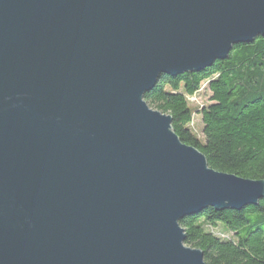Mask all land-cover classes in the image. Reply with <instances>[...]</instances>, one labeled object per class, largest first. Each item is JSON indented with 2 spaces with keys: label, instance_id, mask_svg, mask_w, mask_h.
Segmentation results:
<instances>
[{
  "label": "water",
  "instance_id": "1",
  "mask_svg": "<svg viewBox=\"0 0 264 264\" xmlns=\"http://www.w3.org/2000/svg\"><path fill=\"white\" fill-rule=\"evenodd\" d=\"M264 35V0H0V264H207L180 221L264 198L147 91Z\"/></svg>",
  "mask_w": 264,
  "mask_h": 264
},
{
  "label": "trees",
  "instance_id": "2",
  "mask_svg": "<svg viewBox=\"0 0 264 264\" xmlns=\"http://www.w3.org/2000/svg\"><path fill=\"white\" fill-rule=\"evenodd\" d=\"M145 99L170 113L181 139L216 170L264 178V35L238 42L227 59L200 71L161 76ZM180 223L207 264H264V198L241 209L210 205Z\"/></svg>",
  "mask_w": 264,
  "mask_h": 264
},
{
  "label": "built area",
  "instance_id": "3",
  "mask_svg": "<svg viewBox=\"0 0 264 264\" xmlns=\"http://www.w3.org/2000/svg\"><path fill=\"white\" fill-rule=\"evenodd\" d=\"M191 99L197 103H200V104L202 102L201 97L199 95H194L191 97Z\"/></svg>",
  "mask_w": 264,
  "mask_h": 264
}]
</instances>
